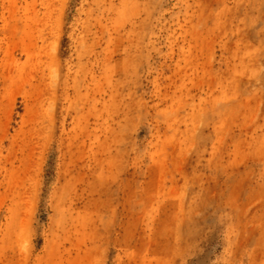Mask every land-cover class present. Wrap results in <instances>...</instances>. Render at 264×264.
Listing matches in <instances>:
<instances>
[{"label": "rangeland", "instance_id": "obj_1", "mask_svg": "<svg viewBox=\"0 0 264 264\" xmlns=\"http://www.w3.org/2000/svg\"><path fill=\"white\" fill-rule=\"evenodd\" d=\"M0 264H264V0H0Z\"/></svg>", "mask_w": 264, "mask_h": 264}]
</instances>
